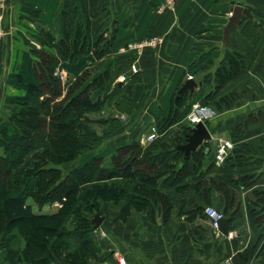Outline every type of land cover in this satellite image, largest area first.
Masks as SVG:
<instances>
[{"label": "crops", "instance_id": "1", "mask_svg": "<svg viewBox=\"0 0 264 264\" xmlns=\"http://www.w3.org/2000/svg\"><path fill=\"white\" fill-rule=\"evenodd\" d=\"M78 2L81 6V0ZM84 3L88 14L95 16L92 28L103 29L108 39L113 38L110 53L102 58L103 68H114L133 57L139 73L134 76L128 67L118 74L115 84L121 86L120 93L132 102L131 107L118 106L116 99L107 102L115 111L111 121L116 129L92 149L89 159L75 167L95 157L110 163L120 147L134 141L148 146L151 142L144 137L156 120L170 111L172 97L187 79L200 84L192 96L184 93L186 98L200 102L214 91L215 74L226 51L245 57L244 69L207 98L216 115L206 123L212 139L199 147L207 153V175L219 181L227 176V186L236 194L235 205L227 197L222 202L217 192L210 203L190 199L204 208L227 209L228 218L239 207L233 220L229 218V233L214 230L205 212L190 218L180 214V204L174 205L167 217L158 209L150 222L135 209L122 219L119 207L110 204L98 228L100 237L108 241L110 256L99 264H118L117 254L123 255L127 264H222L226 258H231L232 264H264V248L259 246L264 225L248 210L250 203L261 204L264 210V0H176L163 9L164 0ZM63 4L64 0H9L5 9L0 8V80H6L8 99L25 94V90L9 85L7 77L17 71L28 44L34 42L30 35L41 27H51ZM236 4L247 7L254 18L242 15L226 46L223 31ZM154 36L163 37V42L140 50L124 48ZM62 73L68 78L65 70ZM187 115L158 136L161 149L184 135ZM222 139L233 141L237 149L228 163L215 159ZM96 151L99 154L94 155ZM198 180L195 176L191 185Z\"/></svg>", "mask_w": 264, "mask_h": 264}, {"label": "trees", "instance_id": "2", "mask_svg": "<svg viewBox=\"0 0 264 264\" xmlns=\"http://www.w3.org/2000/svg\"><path fill=\"white\" fill-rule=\"evenodd\" d=\"M61 13L65 21L62 37L56 39L43 27L32 33V41L41 47L28 44L29 50L24 52L19 68L7 77L9 85L25 90V94L12 97L15 108L0 125V170L8 167L0 188V263L107 261L108 241L97 235L93 217L95 213L106 214L109 204L119 207L122 219L135 209L146 222L155 219L158 209L167 217L177 204L181 205L180 214L189 218L202 215V204L190 199L210 203L216 192L222 202L227 197L235 205L236 194L227 186V176L219 181L207 175L204 147L188 156L172 148L186 143V135L192 129L190 123L184 128V135L162 149L157 144L158 137L146 147L134 141L120 147L110 164L95 157L63 175L60 165L75 161L85 149H94L103 140L95 134V120L89 114L101 111L110 101L117 100L123 108L131 107L132 102L120 93L121 86L115 82L128 67L134 76L139 69L133 71V57L114 68H103L102 58L110 53L113 38L108 39L103 29L95 35L82 29L78 0H64ZM244 67L245 57L227 50L215 74L214 91ZM57 70L67 72L66 82ZM95 73L99 75L94 77ZM176 95L172 97L170 111L155 122L158 136L186 116L194 103L185 94ZM207 98L200 102L209 105ZM236 153L235 147L224 163ZM195 176L199 180L192 186ZM29 198L39 207L55 202L61 203V207L51 213H37ZM262 206L248 204L259 225H264ZM239 210L238 207L230 215V221ZM224 213L229 216L227 209ZM259 246L264 248V231Z\"/></svg>", "mask_w": 264, "mask_h": 264}, {"label": "rangeland", "instance_id": "3", "mask_svg": "<svg viewBox=\"0 0 264 264\" xmlns=\"http://www.w3.org/2000/svg\"><path fill=\"white\" fill-rule=\"evenodd\" d=\"M81 3L82 4L80 6L81 13L79 15V21L84 26V28L82 27V29L85 30V32L88 35L98 34L100 30H97V29L95 30L94 28H92L94 25L93 24L94 20L92 19V17L95 18V16L92 15V17H91V14H88L89 8L85 7L84 0H81ZM96 16L98 17L97 14H96ZM64 28H65V21H64V17H62V13L60 12L58 15H56L53 23L51 24V27L46 28V29H49L53 33V35L55 36L56 39H60L62 37ZM30 47L40 48L41 45L34 41L33 43H30ZM27 50H29V48H27ZM34 58H36L35 55H34ZM56 73L61 77L63 83L67 81V77L65 74L62 73V70H57ZM90 79H92V78L90 77L88 80H90ZM1 80H0L1 81V84H0V125L3 121L7 120L10 117V115L12 114V112L15 108V103L12 100V97H9L10 99H8V97L6 96L7 95V93L5 91L6 80L5 79H1ZM115 98L116 97H114V99ZM107 105L108 104H106L104 109H102L101 111L91 112L88 116L89 118H92L95 120V121H93L94 123L92 124V127L95 130V134L96 135L99 134L103 138L106 135L114 132V130L116 129V124L113 121H111V117L115 114V111H114V109H112V110L110 109L111 105L110 106H107ZM88 144H90V143H88ZM101 144H102V142L97 144L96 148H94V149H97ZM0 152H2L1 148H0ZM91 152H92V149H85V151L75 161L63 163L62 165H60V167L63 169V175H65L70 169L75 167L76 164L80 163L81 161L83 162V161H86L87 159H89L90 158L89 153H91ZM96 154H99V152L96 151L94 155H96ZM85 155H89V156H85ZM107 164H110V163H107ZM7 169H8V167L4 166L0 170V188H1V185L4 181V179H6V173H7L6 170ZM28 202L33 205V209L37 213L55 212L58 210L59 207H61V203H59V202L44 204L41 207L35 205L32 198H29ZM109 205H107V207L105 209L106 213L111 209V206H109ZM96 214H98V213H95V215ZM16 224H14V225L18 226L19 222H17ZM22 224H24V223H22ZM94 227H95V225H94ZM96 229L98 230V228H96ZM97 235L100 237L99 230H98ZM22 247L23 248L25 247V241L22 243Z\"/></svg>", "mask_w": 264, "mask_h": 264}, {"label": "built area", "instance_id": "4", "mask_svg": "<svg viewBox=\"0 0 264 264\" xmlns=\"http://www.w3.org/2000/svg\"><path fill=\"white\" fill-rule=\"evenodd\" d=\"M9 0H0V8L5 9L6 3ZM176 0H164V3L161 5V9L168 6L171 7L175 4ZM1 18V16H0ZM3 34V29L0 27V37ZM163 42V37L161 36H154L150 38L143 39L139 43L135 45H128V47L124 48H135V49H142L147 46H157ZM132 69L134 72H137L136 64H133ZM216 115V110L210 107L209 105L202 104L201 102L193 103L188 115L187 119L189 123L194 126L197 123L203 122L207 123L210 119H212ZM158 137V132L155 126H152L150 132L144 137L147 142H152ZM235 148V144L231 140L222 139L218 145L217 153L215 159L218 163H222L228 157V155L233 151ZM205 214L208 216L210 220L211 227L219 231L220 220L225 217V213L214 206L208 205L204 208ZM117 261L118 264H127L126 259L123 255L117 254ZM222 264H232L231 258H226Z\"/></svg>", "mask_w": 264, "mask_h": 264}, {"label": "water", "instance_id": "5", "mask_svg": "<svg viewBox=\"0 0 264 264\" xmlns=\"http://www.w3.org/2000/svg\"><path fill=\"white\" fill-rule=\"evenodd\" d=\"M242 15H245L248 18H254L247 7L241 4L234 5L231 9V15L223 31V38L226 46H228L230 43L231 32L238 28ZM199 84L200 83L193 78L187 79L178 89L177 97L184 93H189V95L192 96ZM186 138V143L177 145V149L184 151L185 155L188 156L191 152L197 150L201 145H203L205 141L211 140L212 134L206 123L200 122L192 127L191 132L186 135ZM103 220L104 216L96 214L93 218L95 228H99ZM219 230L226 235L229 233L228 217H224L220 220Z\"/></svg>", "mask_w": 264, "mask_h": 264}]
</instances>
